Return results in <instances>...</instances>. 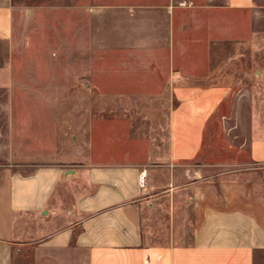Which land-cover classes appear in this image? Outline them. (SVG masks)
<instances>
[{"label": "crops", "instance_id": "crops-1", "mask_svg": "<svg viewBox=\"0 0 264 264\" xmlns=\"http://www.w3.org/2000/svg\"><path fill=\"white\" fill-rule=\"evenodd\" d=\"M67 2L66 38L80 39L82 54H111L121 62L118 72L137 71L139 87H170V149L157 169L165 176L135 162L84 161L71 169L57 159L51 139L39 135L37 104L52 97L27 93L16 78L14 2L0 0V164L21 161L20 170L0 177V264H264V195L218 184L219 165L201 160L206 129L228 102L229 147L244 152L249 165L264 166V110L253 108L246 121L253 94L234 90L233 82L234 61L264 46V0ZM44 69L18 67L35 81ZM111 70L97 66L98 87L108 72L116 77ZM16 135L26 139L16 142ZM185 196L192 209L186 221ZM168 198L161 222L159 201ZM144 213L153 241L144 234Z\"/></svg>", "mask_w": 264, "mask_h": 264}, {"label": "rangeland", "instance_id": "rangeland-1", "mask_svg": "<svg viewBox=\"0 0 264 264\" xmlns=\"http://www.w3.org/2000/svg\"><path fill=\"white\" fill-rule=\"evenodd\" d=\"M13 2L14 37L11 48L14 74L16 78L19 76L24 80L27 93L34 91L35 94L52 97L51 102L37 104L43 115L39 135L41 138L51 139L53 147H56L57 159L68 161L67 168L71 169L79 168L84 161L141 163L157 172L158 179L163 180L165 173L157 169L165 167L167 162L170 149V110L176 105L170 87H139L132 75L137 71L118 72L117 69L121 68L118 63L121 62H115L111 54H82L80 39L75 36L73 39L66 38L67 0ZM244 53L243 57L239 56L238 61H234L233 66L238 74L233 82L234 90L245 88L253 94L246 104L248 121L253 108L264 110V72L261 73L264 69V46L259 51L248 49ZM33 64L46 68L36 72V81L28 76L32 71H18V67L22 65L27 68ZM101 64L107 70L114 69L118 74L114 77L113 73L108 72L110 74L106 79L103 77L106 84L98 87L96 69ZM71 66L72 71L66 74L65 68ZM82 68L87 70V77L81 78ZM66 75L70 76V81L66 80ZM230 112V103L226 102L222 111L212 118L206 129L201 160L219 165L218 184L222 181L239 184L264 195V166L249 165V158L244 152L229 147L226 133L232 125L226 124L225 119L231 116ZM238 121L235 118L230 122L233 126H238L236 132L240 133V124L236 125ZM31 137L28 135V138ZM22 138L15 136L16 142ZM29 147H34L32 141H29ZM38 148L35 146V149ZM19 151L20 154L25 153ZM20 162L15 158L11 163L0 164V177L6 170H20ZM177 200L180 201V198ZM159 202L163 203V208H160L162 211L157 217L165 222L167 217L163 215V209L171 206V198ZM183 207L186 209V221L189 216L192 218L191 205L186 196L183 198ZM65 220L64 215L57 225L64 224ZM177 220L180 223V215H177ZM152 222V218L144 213V234L147 240L153 241L155 237L149 235ZM189 230L190 228L186 229L183 239H189Z\"/></svg>", "mask_w": 264, "mask_h": 264}]
</instances>
